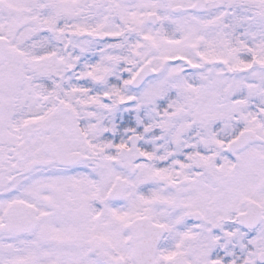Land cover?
<instances>
[{
    "label": "snow or ice",
    "instance_id": "1",
    "mask_svg": "<svg viewBox=\"0 0 264 264\" xmlns=\"http://www.w3.org/2000/svg\"><path fill=\"white\" fill-rule=\"evenodd\" d=\"M0 264H264V0H0Z\"/></svg>",
    "mask_w": 264,
    "mask_h": 264
}]
</instances>
